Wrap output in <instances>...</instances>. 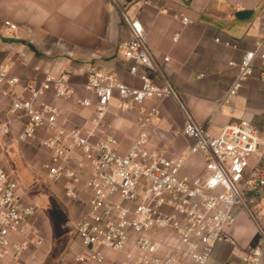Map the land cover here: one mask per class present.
<instances>
[{
    "label": "built area",
    "instance_id": "obj_1",
    "mask_svg": "<svg viewBox=\"0 0 264 264\" xmlns=\"http://www.w3.org/2000/svg\"><path fill=\"white\" fill-rule=\"evenodd\" d=\"M119 10L131 32L123 56L132 62L129 73L139 76L140 85L128 86L116 75L90 66L85 90L96 103L90 98L79 101L82 107L94 106L97 113L89 133L69 127L58 108L45 101L50 93L67 101L76 96L69 70L22 85L12 75V66H0V92L10 98L12 113L4 128L11 133L18 129L17 144L35 142L49 154L48 162L41 165L43 174L37 186L60 187L64 198L81 208L74 223L75 242L67 249L69 261L65 264H208L220 244L238 252L239 244L228 230L239 213L254 219L261 206L264 168L251 160L263 139L248 121L225 125L213 135L208 125L186 115L183 134L194 141L187 155L169 159L152 149L147 130L158 120L160 110L159 106L147 110L144 104L154 98L177 100V94L161 67L157 69L161 85L149 77L146 69L152 59L143 25L125 9ZM175 19L183 25L192 23L183 16ZM5 25L16 29L10 22ZM258 60L264 66V37L244 53L225 101L238 94ZM115 99L121 111L138 110L140 131L124 154L117 151L113 136L94 139L105 128ZM200 152L206 157L203 177L190 180L181 176L188 158ZM30 190L0 165V264H8V259L11 264H26L22 259L31 233L37 246L44 242L33 232L35 206L28 198ZM167 238L176 242L169 246ZM76 242L81 247L78 252L74 251ZM242 260L243 264H262L264 238L245 250Z\"/></svg>",
    "mask_w": 264,
    "mask_h": 264
},
{
    "label": "crops",
    "instance_id": "obj_2",
    "mask_svg": "<svg viewBox=\"0 0 264 264\" xmlns=\"http://www.w3.org/2000/svg\"><path fill=\"white\" fill-rule=\"evenodd\" d=\"M120 8L143 25L152 59V65L146 69L149 77L161 85L157 72L161 67L177 94V100L154 98L144 104L147 110L155 106L160 110L158 120L147 130L150 147L169 159L186 156L194 142L183 134L186 115L198 124L208 125L213 135L225 125L248 121L263 139L252 164L260 163L264 168L261 61H256L253 75L238 94L225 101L244 53L253 50L264 37V0H116L115 4L111 0H0V66L6 63L12 66V75L18 76L22 85L69 70L76 96L67 101L50 93L45 101L58 108L62 121L69 127L89 133L93 131L97 113L94 106L85 108L79 101L90 98L96 103V98L85 90L90 66L116 75L128 86L140 85L139 76L129 73L132 62L123 56L131 32ZM176 15L187 17L192 23L183 25L175 19ZM5 22L14 24L16 29H10ZM176 35H179L177 40ZM165 58L169 59L166 63ZM0 95L3 96L1 92ZM137 117L136 108L121 111L115 99L105 118V128L97 131L94 139L113 136L117 151L124 154L139 134ZM9 134L8 146L12 149L16 136ZM21 145V150L31 155L38 166L46 154L49 156L47 151H36L39 147L35 142ZM25 161L28 166V160ZM205 164L203 153L193 154L182 168L181 176L190 180L203 177ZM25 167L20 165L23 172ZM254 219L245 212L239 213L228 233L237 241L240 251L220 244L208 264H243V252L263 240L264 196ZM175 242L171 238L165 241L169 246ZM27 252L30 253L29 249ZM27 252L22 260L34 264L26 257ZM8 264H11L9 259Z\"/></svg>",
    "mask_w": 264,
    "mask_h": 264
},
{
    "label": "rangeland",
    "instance_id": "obj_3",
    "mask_svg": "<svg viewBox=\"0 0 264 264\" xmlns=\"http://www.w3.org/2000/svg\"><path fill=\"white\" fill-rule=\"evenodd\" d=\"M7 64V63H6ZM3 65V64H2ZM1 65V66H2ZM12 116V113H11ZM8 119V98L5 96L0 95V128L5 127L4 124ZM2 126V127H1ZM14 133H11L9 135L16 136V132L18 129L15 127L13 128ZM8 134L4 135L3 133H0V147L2 150V147L6 148V145H8ZM14 148H12V151L15 153L14 161L18 166H26L29 169V172L31 173L29 178V183H31L33 180H38L40 177V174L42 173L41 165L44 162H48L49 156L46 154L43 161L38 165H36V162H33V157L31 155H27L25 152H23L21 144L14 143ZM36 151L43 153V150L38 148ZM37 152V153H38ZM43 156V154H42ZM4 158L3 150L0 152V160ZM44 158V157H42ZM29 162V165H26V161ZM263 164L259 163V167ZM49 189L48 192L54 195V200L58 201V203H55V201L52 199L51 205L47 204H40V208L37 211V214L35 218L33 219V232L36 233V235H40L43 237L44 242L41 246H37L35 244V237L31 233L29 235V238L31 239V243L28 247L29 252L27 253L29 255H26V257L31 258L32 263L34 264H65V262L69 261L67 253V249L71 244L75 242L74 240V223L76 221V217L79 216V213L81 211L80 207H77L74 203H71L69 200H66L64 196L62 195V189L57 186L48 185ZM78 208L80 211H78ZM60 209H64L68 215L61 212ZM76 214V217H74ZM257 219V217H256ZM255 220V219H254ZM257 221V220H256ZM73 222V223H72ZM72 223L71 228L68 227ZM257 224V223H256ZM81 247L78 242H76L74 251L78 252L80 251ZM68 257V258H67ZM33 258V259H32ZM63 259V262L61 260ZM66 259V261L64 260Z\"/></svg>",
    "mask_w": 264,
    "mask_h": 264
},
{
    "label": "flooded vegetation",
    "instance_id": "obj_4",
    "mask_svg": "<svg viewBox=\"0 0 264 264\" xmlns=\"http://www.w3.org/2000/svg\"><path fill=\"white\" fill-rule=\"evenodd\" d=\"M2 150L4 153V158L0 160V165L13 178L17 179L22 185V187L31 189L28 194V198L35 206V212H34V218H35L37 211L40 208V204H47L48 206L51 205L52 199L54 200V195L48 192L47 189L49 188L46 185L37 186L36 184L37 180H33L31 183H29L30 181L29 178H31L30 176L31 173L29 172V169L27 167H25V170L23 172L22 168H20V166L16 164V162L14 161L15 153L12 151L11 146L6 145V148L2 147ZM2 150L0 147V152ZM54 201L55 203H58V201L56 200ZM60 211L67 215L69 214L64 209H60ZM72 223L68 225L69 228H71Z\"/></svg>",
    "mask_w": 264,
    "mask_h": 264
},
{
    "label": "water",
    "instance_id": "obj_5",
    "mask_svg": "<svg viewBox=\"0 0 264 264\" xmlns=\"http://www.w3.org/2000/svg\"><path fill=\"white\" fill-rule=\"evenodd\" d=\"M247 13H245V12H241V15H246ZM238 17H240V16H238ZM10 132V129L9 128H4V127H2V128H0V133H9Z\"/></svg>",
    "mask_w": 264,
    "mask_h": 264
}]
</instances>
